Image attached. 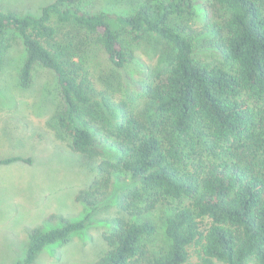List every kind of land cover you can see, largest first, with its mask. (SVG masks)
I'll list each match as a JSON object with an SVG mask.
<instances>
[{
    "label": "trees",
    "instance_id": "16d2710c",
    "mask_svg": "<svg viewBox=\"0 0 264 264\" xmlns=\"http://www.w3.org/2000/svg\"><path fill=\"white\" fill-rule=\"evenodd\" d=\"M84 1L53 0L38 16L0 10V71L15 33L20 85L35 64L50 70L70 149L103 156L75 195L86 212L48 215L16 264L69 242L115 192L118 214L93 264H185L191 246L204 264H264V0H137L119 13ZM53 16L73 30L63 41ZM156 37L158 66L137 83L128 67ZM101 54L125 73L123 98L98 89L91 63ZM18 160L31 159L0 164Z\"/></svg>",
    "mask_w": 264,
    "mask_h": 264
},
{
    "label": "rangeland",
    "instance_id": "374dc122",
    "mask_svg": "<svg viewBox=\"0 0 264 264\" xmlns=\"http://www.w3.org/2000/svg\"><path fill=\"white\" fill-rule=\"evenodd\" d=\"M52 1L0 0V10L38 16L41 7ZM136 1L85 0L84 4L92 11L119 13L126 12ZM197 7L196 26L203 21L200 4ZM52 21L58 24L54 16ZM110 21L117 28L115 19ZM58 25L57 39L63 41L73 30L62 23ZM159 41L158 37L145 41L128 67L135 82L140 83L148 67L158 66L155 48ZM21 42L15 33L10 34L0 71V158L17 155L31 160L0 164V264H16L24 257L28 231L43 224L48 215L78 219L86 212L75 195L97 176V164L103 158L72 151L68 139L62 136L54 119L62 101L60 87L50 70L35 64L29 85H20L18 70L25 54ZM207 51L198 53L203 57ZM91 71L98 89H115L110 90L115 98H123L116 87L124 82L125 73H117L103 54L92 61ZM115 194L90 215L83 231L73 234L65 244L47 246L33 264H93L106 248L102 234L111 229L112 219L118 214ZM185 264H204L194 246Z\"/></svg>",
    "mask_w": 264,
    "mask_h": 264
}]
</instances>
